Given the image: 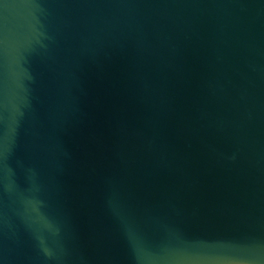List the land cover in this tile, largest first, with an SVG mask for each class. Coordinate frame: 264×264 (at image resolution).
<instances>
[{
    "label": "water",
    "instance_id": "1",
    "mask_svg": "<svg viewBox=\"0 0 264 264\" xmlns=\"http://www.w3.org/2000/svg\"><path fill=\"white\" fill-rule=\"evenodd\" d=\"M0 264H264V0H0Z\"/></svg>",
    "mask_w": 264,
    "mask_h": 264
}]
</instances>
